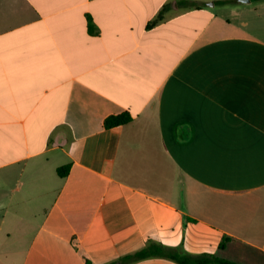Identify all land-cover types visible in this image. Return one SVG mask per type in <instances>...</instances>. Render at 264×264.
Returning a JSON list of instances; mask_svg holds the SVG:
<instances>
[{"label": "crops", "instance_id": "obj_1", "mask_svg": "<svg viewBox=\"0 0 264 264\" xmlns=\"http://www.w3.org/2000/svg\"><path fill=\"white\" fill-rule=\"evenodd\" d=\"M255 1L0 0V264H264Z\"/></svg>", "mask_w": 264, "mask_h": 264}, {"label": "trees", "instance_id": "obj_2", "mask_svg": "<svg viewBox=\"0 0 264 264\" xmlns=\"http://www.w3.org/2000/svg\"><path fill=\"white\" fill-rule=\"evenodd\" d=\"M227 3V2H224ZM93 30V26H90ZM132 121V117L125 113L118 116H110L105 121L106 128H112L119 125H125ZM70 171V166H64L58 169V174L60 176H66ZM230 239L225 238L221 244L220 248H225V243ZM150 258H162L173 261L177 264H239L227 259L220 258L216 255L209 253L202 254H190L182 251L180 248L165 246L157 242H149L143 249L133 254L124 256L118 262L110 264H131L137 261L150 259ZM87 264H90L87 261Z\"/></svg>", "mask_w": 264, "mask_h": 264}, {"label": "rangeland", "instance_id": "obj_3", "mask_svg": "<svg viewBox=\"0 0 264 264\" xmlns=\"http://www.w3.org/2000/svg\"><path fill=\"white\" fill-rule=\"evenodd\" d=\"M256 1L255 0H252L249 4H248V8H249V11L247 12H244V13H240L238 14L235 10V7H230L232 8L231 10H227V15L230 17V19H233L235 22H241L243 20H249L251 22H253L256 17H255V13L252 11L253 10V7L256 6ZM245 6V5H244ZM217 9H220V7H217ZM225 11H222L221 10V14H223Z\"/></svg>", "mask_w": 264, "mask_h": 264}, {"label": "water", "instance_id": "obj_4", "mask_svg": "<svg viewBox=\"0 0 264 264\" xmlns=\"http://www.w3.org/2000/svg\"><path fill=\"white\" fill-rule=\"evenodd\" d=\"M242 2L249 3L250 0H241Z\"/></svg>", "mask_w": 264, "mask_h": 264}]
</instances>
